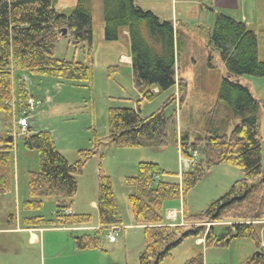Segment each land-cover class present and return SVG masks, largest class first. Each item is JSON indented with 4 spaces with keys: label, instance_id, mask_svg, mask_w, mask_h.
I'll use <instances>...</instances> for the list:
<instances>
[{
    "label": "trees",
    "instance_id": "1",
    "mask_svg": "<svg viewBox=\"0 0 264 264\" xmlns=\"http://www.w3.org/2000/svg\"><path fill=\"white\" fill-rule=\"evenodd\" d=\"M101 4L104 40L116 42L121 31L127 32L132 84L141 97L135 109L112 107L107 110L109 144L120 149H162L167 146V132L171 127L178 136L175 144L181 156L190 160L194 152L198 154L197 161L180 175L179 183L157 182L162 171L157 164L149 162L139 163L137 174L124 179L131 190L127 202L134 224L142 227L144 248L138 264H162L188 237L203 238L208 249L227 248L234 239H249L257 251L244 264H264V249L254 228L256 223L264 222L259 104L246 86L230 79V76L264 77V61L259 60L257 52L261 37L245 22L223 13L214 14L207 43L219 56L228 76L221 79L218 87L220 108L211 107L210 111L203 112L210 132L190 142L188 132H177L178 119L181 120L179 110L186 107L188 94L187 82L181 77L178 65H182L183 45L193 46V40L184 30L175 28L172 21L161 20L153 12L136 6L135 0H101ZM92 22V0H77L69 16L58 13L51 0H0V112L6 114L5 125H9L10 118L21 117L30 98L24 80L16 77L14 81L15 71L91 87ZM63 28L67 29V35L61 34ZM62 38L74 47L85 48L87 64L54 57L56 45ZM175 86L178 101L171 95L155 112L140 117L139 104L142 101L151 102L158 94ZM154 89H158V93H154ZM175 102L177 108L167 113ZM219 111L221 115L225 114V120L215 118ZM229 126L231 130L227 131ZM10 136L0 138V196L13 190L14 145L13 140L8 139ZM90 143L92 148L79 150L77 160L69 163L57 151L50 132L28 128V132L21 136L22 148L36 151L39 160V170L27 173L28 200L22 208L27 211L39 209L45 198L52 199L55 205L52 219L28 218L24 221L27 227L88 226L92 220L89 214L64 212L72 207L78 188L76 177L90 159L98 158L96 206L100 229L93 235L74 238L73 248L77 251L99 249L108 230L121 224L110 177L102 171V157L97 154L101 141L93 130ZM220 163L240 169L243 177L205 210L189 214L185 205L187 193L206 175V171ZM179 199L182 201L183 222L196 224L190 230L185 225L165 224L164 203ZM219 222L231 223L224 228L223 234L215 233L213 224ZM185 264H203L202 257L192 258Z\"/></svg>",
    "mask_w": 264,
    "mask_h": 264
},
{
    "label": "rangeland",
    "instance_id": "2",
    "mask_svg": "<svg viewBox=\"0 0 264 264\" xmlns=\"http://www.w3.org/2000/svg\"><path fill=\"white\" fill-rule=\"evenodd\" d=\"M76 2L77 0H51L53 8L66 16L71 14ZM225 2L226 0H135V5L142 10L153 12L161 20L172 21L177 29H184L194 42L193 46L183 45L182 65H178L181 77L187 82L188 94L186 107L179 110L178 117L181 116V120L178 119L177 132L178 130L188 132L190 142L210 132L206 123L208 119L204 118L203 112L210 111L211 107L220 108L217 103L218 87L221 79L227 77L228 73L207 40L216 12L239 20V15L235 11L225 8L227 6ZM242 15L248 26L261 37L257 52L259 60L264 61V0H246V10ZM92 21L91 87L49 76L14 72V81L16 77L24 80L30 94L27 101L31 99L36 107L26 119L28 127L22 130L18 127V119L10 118L9 125H5L6 114L0 112V138L9 134L13 136L14 145L13 190L9 194L0 196V264H138V257L144 248L143 234L142 228L124 226L133 222L127 202V194L131 190L124 183V179L135 176L137 166L142 162L155 163L159 166L162 172L156 178L157 182L179 183L180 175L186 172L182 163L184 157L175 144L178 136L171 127L167 132V146L162 149L152 147L120 149L109 144L107 108L111 106L135 109L138 101L133 89L122 94L114 80L110 79L118 74V69L123 77L128 74V70H123L126 66L118 62L119 54L126 52V46H123L122 39L120 44L104 40L101 0H92ZM54 57L84 64L89 61L85 48L83 50L74 47L65 38L57 43ZM129 75L125 78L131 79L132 82V72ZM230 79L246 86L252 96L258 100V122L263 141L261 166L264 171V77L230 76ZM173 95L175 101H178L177 87ZM160 105L161 100L157 97L151 102L142 101L139 104L140 117L149 116ZM221 111L219 114L216 113L215 118L221 117L225 120V114L221 115ZM216 122L220 121L216 119ZM28 128L50 132L57 151L69 163L77 160L79 150L92 148L90 143L92 130L96 133L101 141L97 149V154L102 157L100 165L102 171L110 177L120 209L122 223L118 228L111 227L115 229L112 235L116 243H107L106 236L109 233L107 232L102 238L98 252H87L84 256L75 259L69 257L68 241L71 239L70 243L73 245L74 238L84 234L93 235L95 229L59 233L52 232L50 227L44 225L42 228L46 232L37 231L39 241L34 242H27L25 234L3 231V229L23 226V222L28 218L42 217L43 220H50L55 212L54 202L50 198L43 199L42 207L39 209L27 211L22 208V204L28 200L27 173L39 170L37 152L26 151L21 146V136L28 132ZM230 130L231 126L227 131ZM197 157L196 153L192 159H186L184 162L190 168V165L197 161ZM98 164L97 156L93 157L76 177L78 188L72 207L79 208L80 212L91 216L92 220L88 226H97L95 211L88 207L87 201L97 197L94 183L97 179ZM242 177L240 169L226 163L213 166L187 193L185 205L188 213L196 214L205 210ZM173 208L182 209V201L180 199L166 201L164 214L166 210L172 211ZM230 224V222L213 224L215 233L223 234L224 228ZM184 225L190 229L196 226L193 223H184ZM254 228L264 245V222L256 223ZM256 251L255 244L249 239H234L227 248L205 249L204 246L196 245L194 238L188 237L171 251V257L165 259L162 264H185L197 256L202 257L203 264H244ZM66 255L68 257L65 258Z\"/></svg>",
    "mask_w": 264,
    "mask_h": 264
},
{
    "label": "crops",
    "instance_id": "3",
    "mask_svg": "<svg viewBox=\"0 0 264 264\" xmlns=\"http://www.w3.org/2000/svg\"><path fill=\"white\" fill-rule=\"evenodd\" d=\"M227 3V6H225V8L229 11H235L238 15H239V20L240 21H243L245 23H247L248 25V22H246L245 20V17L242 15L243 12H245L246 10V0H237V2H231V0H226ZM231 5V6H230ZM218 13V12H216ZM253 22V21H252ZM177 25V24H176ZM184 30V29H183ZM103 33V31H102ZM66 39V38H65ZM121 39L123 40L122 43H123V46H126V52H122L119 54V58H118V62L122 65H125L126 68L123 69V70H128V74L125 75L123 77V75H120V70L118 69V74L114 76V78H110L111 80H114L113 82H115L117 84V87L119 88V90L122 92V94L125 93V91H130L133 89V93L137 94L135 97L137 98V101H139V99L141 98L138 93L135 91V89L133 88V84L131 82V79H127L125 77H127L130 72H132V68H131V59H130V48H129V40H128V37H127V32L126 31H121L120 32V36H119V39L116 41L118 42V44H120V41ZM115 42V43H116ZM122 70V72H123ZM130 78V75L129 77ZM132 86V87H131ZM176 87V86H175ZM175 87L170 89L169 91L167 92H164V93H160L158 94L157 98H159L161 100V104L163 103V101L168 98L169 96L175 94ZM154 93H158V89H154ZM254 98V97H253ZM255 99V98H254ZM256 100V99H255ZM258 101V100H256ZM259 104V103H258ZM174 105H175V108H177V103L175 102L170 108H168L166 111L167 113L171 112L174 108ZM206 106V105H205ZM109 108H112L111 106L108 107L107 109ZM120 108V107H118ZM106 109V110H107ZM157 109V108H156ZM155 109V110H156ZM154 110V111H155ZM193 110V109H192ZM183 159V158H181ZM67 160V159H66ZM186 159H183L182 160V163L184 165V168H185V171L189 170V165L184 162ZM75 162V161H74ZM98 167V166H97ZM97 169V168H96ZM97 171V170H96ZM94 188L95 190L97 191V179L94 183ZM129 194V193H128ZM127 194V196H128ZM96 200H97V197H93L91 199H89L87 201V204H88V207L95 211V214H96V221H97V226H87V227H77V228H64V227H56V228H52L50 227L49 229L52 231V232H59V233H65V232H70V231H86V230H89V229H95L94 231L100 229V226L98 224V213H97V206H96ZM70 211L72 213H83V214H87L85 212H80L79 208H74L71 207L70 208ZM84 211V210H83ZM130 211V209H129ZM164 219H165V224L166 225H170V226H174V225H184V222H183V219H182V209L179 208V210H177V208H173L172 211L171 210H166V213L164 215ZM122 223V221H121ZM121 225V224H120ZM126 227H139V228H142L140 226H136L134 224V221L132 223H128L126 225H124ZM118 228V226H116ZM190 230V228H189ZM3 231H10V232H15V233H19V234H25L26 235V239H27V242L30 241V242H34V241H39V237L37 236L36 232H46V230L44 228H32V227H27V226H24V222H23V226H16L15 228H9V229H3ZM196 245H199V246H204V239L203 238H198V239H194ZM71 242V239L70 241H68V254H70L69 257H74L75 259H77L78 257L80 256H84V254H86L87 252H98V249L97 250H86V251H77L73 248V245ZM41 243V241H40ZM107 243L109 244H113V243H116V241H114L113 243H110L107 239ZM262 244V243H261ZM263 245V244H262ZM206 249V247H205ZM96 254H99V253H96ZM57 256V255H56ZM58 257V256H57ZM63 257V256H62ZM68 257L67 255L65 256V258Z\"/></svg>",
    "mask_w": 264,
    "mask_h": 264
},
{
    "label": "built area",
    "instance_id": "4",
    "mask_svg": "<svg viewBox=\"0 0 264 264\" xmlns=\"http://www.w3.org/2000/svg\"><path fill=\"white\" fill-rule=\"evenodd\" d=\"M35 107H36V104L31 101V99L29 101H27L26 103V107L22 110V113H21V117L18 119V127L20 128V130H22L23 128H27L28 126L27 125V122H26V119L29 117L28 113H31L35 110ZM28 115V116H27ZM24 131V130H23ZM196 155V152L193 153V157ZM66 214H69V212H66ZM115 231V229H110L109 230V233L107 235V239L110 243H113L115 241L112 233ZM262 247H264L262 245Z\"/></svg>",
    "mask_w": 264,
    "mask_h": 264
},
{
    "label": "water",
    "instance_id": "5",
    "mask_svg": "<svg viewBox=\"0 0 264 264\" xmlns=\"http://www.w3.org/2000/svg\"><path fill=\"white\" fill-rule=\"evenodd\" d=\"M60 32H61L62 35H67V33H68L66 28L61 29ZM8 139L11 140L12 137H9Z\"/></svg>",
    "mask_w": 264,
    "mask_h": 264
}]
</instances>
